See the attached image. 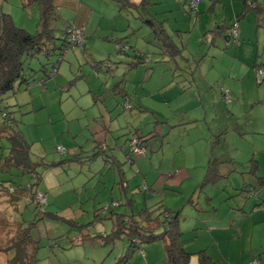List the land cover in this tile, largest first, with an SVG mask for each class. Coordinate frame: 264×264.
Masks as SVG:
<instances>
[{
    "label": "rangeland",
    "instance_id": "1",
    "mask_svg": "<svg viewBox=\"0 0 264 264\" xmlns=\"http://www.w3.org/2000/svg\"><path fill=\"white\" fill-rule=\"evenodd\" d=\"M192 1L195 4L189 8ZM147 2L146 6L155 20L163 21L166 29L172 33V41L180 49L176 54L177 60L187 63V56L190 57L191 67L188 69L192 72L187 70L195 77L193 84L189 88L188 85L182 86L180 81L185 80L183 75L187 73L180 75L175 72V79L179 81H175L178 83L175 86V99L169 95V88L164 85L172 75L164 71L165 63L162 61L156 66L154 73L150 69L153 62L159 59V54L152 53L156 49L154 34L132 13L121 10V15L119 3L115 0H54L57 17L53 25L59 28L64 21H69L76 30L81 29L85 37V53L68 50L56 73L45 84L22 85L18 92L8 94L3 99L2 104L10 103L14 109L18 107L20 110L16 116L21 119L25 138L31 144V157L39 162L37 173L40 181L37 189L46 195L47 200L40 208L29 197L22 196L14 205L12 198L0 191V246L5 243L8 230L14 233L19 223L27 226V222L31 221L33 224L29 225V230L34 242L30 249L33 251L36 248L34 251L39 264H113L123 255L126 240L104 243L99 235L94 236L100 231L109 234L112 220H98L88 228L85 226L96 218V212L104 214L109 211V204L117 203L114 205L117 212H137L141 207L163 200L165 206L177 207L182 211V220L188 232L186 225L191 223L195 210L188 203V198L204 177L203 167L208 161L205 160V152L225 160L218 165L221 175L227 174L230 169L248 168L252 156L258 161L257 173L264 175V75H259L257 67H252L256 60L264 63V29L256 26L254 11H247L238 20L242 32L239 46V42L232 38L228 45L221 40L223 49H214L205 42L203 31L220 21L233 25L242 9L241 0ZM0 5L20 27L34 30L38 18L35 7L24 9L21 0H0ZM117 45L125 47L120 46L118 50ZM208 49L211 51L205 57ZM139 52L146 54L145 61L128 70L127 61L139 60L140 57L134 56ZM147 52H151L150 55ZM108 57L120 61L118 67L110 72L98 71L106 80L102 82L85 60ZM31 65L36 70L40 66L36 59ZM240 65L239 75L229 77V71ZM124 76L125 80L122 81ZM120 80L123 89L129 91L126 101L120 98L122 103L117 104L111 98L101 96L98 90H106V84ZM223 88L230 91V99L222 95ZM118 91V87H113L110 96L115 97ZM109 101L113 103L110 110L107 108ZM201 102L206 108L207 117L200 110L195 111L197 107L202 108ZM177 104L181 106L175 109ZM194 104L196 106L193 107ZM179 109L182 112L175 117L187 122L172 127L168 134L159 133L164 135L163 140L157 136L152 140V145L156 149L157 140V143L163 144H158V150L163 151L162 147H168L167 156L171 154L177 160L186 159L190 167L196 164L197 168H192L191 175L185 179L171 183L155 178L159 172L150 166L154 159L148 146L146 154L132 151L133 161L119 148L116 149L108 126L114 128L117 122L121 124L128 120L133 125H154L162 131L165 127L163 118H169ZM175 117L169 119L168 123L175 121ZM202 117L205 120L190 119ZM0 124H3L2 120ZM209 125L220 130L225 128V131L218 137H211L206 131ZM215 138L218 142L214 143L212 140ZM4 142L0 140V145ZM102 143L107 145L106 148ZM58 147L65 148L66 154L60 153ZM73 150L82 151L79 155L84 162L63 161L71 158ZM101 151L118 153L114 164L124 171L122 182L116 173L113 174L116 170L114 167L106 174L108 167L103 163ZM88 156H93V159L90 160ZM201 165L203 167H198ZM166 166L167 160L164 159L159 168L164 170ZM228 174L225 179L232 184L241 180L238 172ZM4 178L13 179L22 186L33 180L30 175H18L14 170L11 173L0 171V179ZM222 178L204 186L196 198L199 207L206 204L203 202L209 192L213 189L217 192L214 184L221 187ZM171 188L176 190L172 191ZM128 195L134 197L132 206L127 204ZM224 196L225 193L218 190L213 204H218ZM228 201L231 202L232 198ZM241 229L238 236L233 235V230L225 235H217L219 240H214L212 233L207 231L193 242L194 239H186L183 246L185 248L190 243L199 242L203 246L189 245L190 250L207 247L214 252L215 256L211 257L217 260V264H246L251 258L245 263L238 262L247 260L259 250L260 264H264V222L255 223L252 232L249 220L245 219ZM84 234L86 238L79 240ZM164 257L163 242L155 241L143 245L131 257H127L128 260H121L118 264H162ZM196 262V257H193L191 264Z\"/></svg>",
    "mask_w": 264,
    "mask_h": 264
},
{
    "label": "trees",
    "instance_id": "2",
    "mask_svg": "<svg viewBox=\"0 0 264 264\" xmlns=\"http://www.w3.org/2000/svg\"><path fill=\"white\" fill-rule=\"evenodd\" d=\"M115 1L120 5L119 10L121 15L123 14L121 10H125L128 13H132L133 17L141 19L143 24L150 28V31L154 34V38L162 44L163 49L169 53L168 57L175 58V52H179L180 49L173 43L171 35L167 33L163 21H156L155 17L148 10L146 5H148L147 1L149 0H139L138 2H133V0ZM241 3L242 9L236 15L235 20V23H237V36L238 20L243 18L245 13L249 10L254 11L256 26L264 29V0H241ZM31 6L38 10V18L34 30H29L22 26L20 27L14 21L11 14L4 11L0 5V120H2L3 123L0 124V140H5L4 144L0 145V171L11 173L12 170H14L18 175L28 174L30 178L33 179L25 183L24 186L15 182L13 179H0V191L9 195L14 205L20 197L25 196L29 197L30 201L39 207L35 201L36 195L42 193L37 189V184L40 181L39 174L37 173V165L39 162L31 157V144L25 138L21 126V119L16 116V112L19 108L17 107L14 109V105L10 103L2 104V102L8 94H15L18 92L22 85L28 87L34 83L45 84L46 80L50 79L56 73L66 52L68 50H72L73 52L79 50L77 53H85V43L84 39L82 42L73 39V33L76 31V28H74L69 21H64L63 26L59 28L53 25V20L57 17V4L54 3V0H21L22 8L26 9ZM189 7H191L190 4ZM226 23L225 21L215 23L211 30L204 33L205 38L209 34L210 45H214L213 40L216 38L230 39L237 37L233 36L231 32V27L234 24L229 25L228 28V23ZM118 49L120 50V48ZM145 56L146 54H140L139 52L136 58L140 57V59L137 61H130L128 70L137 67V65L145 61ZM35 59L40 64L37 70L31 65V62ZM116 62L108 58L88 63L94 71L97 72V76L101 78L102 82H105L106 80L102 79L98 71L104 70L105 72H110L118 67V62L117 65ZM252 67H257V69L263 68L264 71L263 62H257L256 60ZM187 72L190 74L192 70H190V72L185 70V73ZM113 73L116 72L114 71ZM124 80L125 76L122 78V81ZM122 81H115L109 85L106 84V90L100 88L101 90L98 91L101 96L111 98V100L113 99L116 103L121 104L120 98L122 101H126L129 96V93L122 87ZM113 87H118L119 90L115 97L110 96ZM109 103L111 105L112 102L109 101ZM108 105L109 104H107V106ZM111 107L109 109H111ZM154 117L156 118V116ZM191 120L196 121L195 119ZM156 121H158V119H156ZM186 122L187 121L181 117L178 120L177 117H175V121L170 123V127L182 125ZM145 126L148 127L145 123L133 125L132 122H128L126 125L127 130L121 135L126 145H118L117 148L122 152L124 151L128 159L132 161L131 145H133V141H135V146L145 148L144 154L147 153L146 140L152 137L153 132L148 130L144 131L146 128ZM153 127L155 128L154 125ZM218 136L219 135H216V137ZM159 137H161L160 134ZM212 142H218V139L215 138ZM104 148H106V146H104ZM62 149L64 152H59L66 154L67 150L65 148ZM81 152L82 151H80V153ZM101 152L103 154V159L113 163L117 177H119L121 180L120 182H122L124 171L122 167L114 164L117 161L115 156L109 155L105 151ZM70 156L71 158H65L63 161L84 162L79 153H74ZM88 157L90 160L93 159V156ZM219 163L221 162L218 161L217 158L209 154L204 177L188 198V203L193 206L196 211L201 208L196 198L198 194L203 191L204 186L222 177L218 169ZM256 168L257 160L252 156L249 159V172L256 178L258 189H262L264 188V176H258ZM106 174H108V172ZM172 190L175 191L176 189ZM243 190H245L244 183L240 191ZM133 201L134 197L128 195L127 204L132 206ZM162 201L163 200L158 201L152 206L141 207L137 212L127 210L124 212H117L114 207L117 203H111L109 204V211H105L104 214L96 212V218L88 222L85 226L88 228L98 220H112L111 232L109 234L100 233L94 236L99 235L104 243L115 242L121 239L126 240L123 255L118 257L117 261L113 264H118L121 260L122 262L128 260L127 257H131L135 250L140 249L147 243L155 241H161L164 245L165 257L163 258L162 264H191L193 257H196V264H217L216 260L207 253L206 248L199 249L195 252L185 250L182 237L183 230L180 226L182 211L180 209L173 210L165 206ZM262 205H264V203H262ZM30 224H33V222L28 221L27 226H23L22 223H19L18 229H16L14 233L12 230H8V237L4 240L5 243L0 246V264H39L34 251L36 248H34L33 251L30 249L31 243L34 242L30 236ZM193 229L194 231L197 230L196 227ZM85 238L86 235L84 234L79 240ZM71 241L76 240L71 239ZM32 245L34 246V243ZM254 257L255 256L246 264H249ZM256 257L259 258L257 255Z\"/></svg>",
    "mask_w": 264,
    "mask_h": 264
},
{
    "label": "crops",
    "instance_id": "3",
    "mask_svg": "<svg viewBox=\"0 0 264 264\" xmlns=\"http://www.w3.org/2000/svg\"><path fill=\"white\" fill-rule=\"evenodd\" d=\"M138 1L139 0H133V2H138ZM159 3H161V2H158V4ZM191 7H192V5H191ZM118 8L120 9V5H119ZM105 10H106V8H105ZM194 10H196V7L194 8ZM227 25H228V28H229V24H227ZM212 28H213V26L210 27V28L205 29L203 31V36H204V33L206 31L211 30ZM240 28H241V23L238 24V36L235 38L239 42V43L237 42L238 44L236 43L237 46H239L240 43H242L240 38H239L242 35L241 30H239ZM133 31L135 32V30H133ZM173 31H177V30H173ZM178 31H180V30H178ZM167 33L169 35H171V38L173 40L172 33H170L168 30H167ZM258 34H259V32H258ZM153 39H154V45H155L156 49L152 53L153 54H155V53L159 54V59H156L153 62V64L151 65V68H150L151 72L154 73L155 71H157V69L155 67L160 65V63L162 61L165 63L164 71L167 74H169V72H171L172 77L169 78V82H167L164 85V87L169 88L168 89L169 95L173 99H175L174 98V96L176 95L175 94V92H176L175 89H177L175 86L178 85V83L175 82V81H178V79H175L174 74H175V72H177L178 74L183 75L185 73V70H187L189 67H191V61L189 59L190 57L187 56V59H186L187 63H182L181 61H178L176 56H175V58L168 57L169 53L165 49H163L162 44L160 42H158L154 38V36H153ZM209 39H210V36L208 34V36L205 38V42L207 41V43H209ZM230 39H232V38H230ZM230 39L216 38L215 40H213L214 45H211V47L214 48V49L215 48L216 49L217 48L223 49V47L221 45L222 44L221 40H225L226 41L225 42L226 45H228V43L230 42ZM241 39H244V38L242 37ZM226 45H225V47H226ZM117 46L119 48H120V46L121 47H125L124 45H117ZM122 51H120V52H122ZM210 51H211V49H208V50L205 51V54H204L205 57ZM124 53L126 54L127 51L125 50ZM150 53L151 52H147V54H149V55H150ZM175 54H178V52H175ZM135 55H137V54H134V56ZM108 58H103L101 60L108 59ZM85 61H88L90 63V62L98 61V60H93V59L87 60L86 59ZM112 61L119 62L120 60L112 59ZM117 62H116V65H117ZM127 62L129 63L130 61H127ZM234 62H237V61H234ZM240 68H241V65L235 67L232 70H230L229 73H228V76L231 77V78L234 75L238 76ZM188 70L190 71L191 69H188ZM183 79H185V80L184 81H180L182 86L188 85L187 88H189L193 84V81H194L195 77H194V75L192 76V74L190 75L187 72V74L183 75ZM218 82H219V80H218ZM223 89L225 91H227L228 99H230V91L227 88H223ZM164 90L165 89H163V91ZM125 91L127 93H129V91L126 88H125ZM194 93L197 94V92H195V90H194ZM224 94H225V92L223 91L222 95H224ZM112 102H115V101L112 99ZM112 104L113 103H111V105ZM111 105L107 106L108 110H110L109 108L111 107ZM201 105H202V108L197 107V109L195 111H199L200 110V112L204 113V115L207 117V114L205 113V109L206 108H205V106H204V104L202 102H201ZM180 106L181 105L177 104L175 109L180 108ZM194 106H196V104H194L193 107ZM144 109L147 110L146 107H144ZM181 112H182L181 109H179L178 111L177 110L175 111L174 115L168 116L169 118H163V121H164L163 123H165V127H164V130H162V131L157 130V128H154L153 126H150V127H146L145 126L146 128L144 129V131L148 130V131H152L153 132L152 133V137H150V138H148L146 140L147 141L146 144L149 147V149L152 151L151 156H152V159H154V163H152V164L150 163V166H151V168H156L157 169V171L159 173L157 175H155V178H160V181L163 179L165 182L166 181H171V183H177L179 180L185 179L187 176L191 175V169L192 168H197V167H195L196 164H195L194 167L187 166V164L185 162L186 159L182 158L181 160H177L176 156H172L171 154H169V156H167V154H168L167 153V148L168 147H162L163 151H160L161 149L158 150L157 147H159V145H163V144L157 143V140L155 142L156 143L155 144L156 145V149H154L155 146L152 145V140L157 139V136H159V133L160 134H162V133L168 134L170 132V129L172 127H170V124L168 123L169 119L174 118L175 116L178 115V113L181 114ZM110 113L112 114V110L110 111ZM112 117L113 116L111 115V118ZM118 117H119V115L117 116L116 119H118ZM156 119H158V118L156 117ZM190 119H195L196 121H198V120L204 119V117H202V118H190ZM125 120H126V118H125ZM128 122H129L128 120H126L125 123L123 122L121 124H119L117 122V125L114 128H111L110 126H108L109 133L114 138L113 140H115L114 145H115L116 149H117L118 145L121 146L122 144L124 145L126 143L124 138H123V136H121V135H123V133L127 130L126 129V125H127ZM135 125H137V124H135ZM173 127H176V126H173ZM221 129L223 131L220 130L218 127H213V126L209 125L208 128H206V131H207V134H209L211 137L212 136L214 137L216 135H220L221 133H223L225 131V128H221ZM214 134H216V135H214ZM153 135H155V136H153ZM163 137H164V135H161V137H160L161 140H163L162 139ZM102 146H107V145L102 143ZM111 147L112 146H110V149H111ZM72 152L80 153L79 151L75 152L74 150ZM177 152H178V150L176 151V153ZM158 153H160L161 155L158 154ZM205 153H207L206 154V158H205V160H206L209 157V155H208L209 152H205ZM205 153H204V156H205ZM109 155L115 156V158L119 156L118 153L115 155L113 152H110ZM156 156H158V157H156ZM164 159L167 160V166H166V168L164 170H160L159 167H160V165H162ZM102 160H103V163H104L105 167H108V171L107 172L109 173L110 169L112 167H114L113 163H111V161L109 162V161H107V160H105L103 158H102ZM112 160H114V159H112ZM218 161H220L221 163L225 162V160H223V159L220 160L219 158H218ZM198 167H203V166L201 165V166H198ZM203 168L206 169V166H204ZM229 172H231V173L232 172H238L241 175V180L239 182H235V184H232L231 181L229 182V180L225 179L227 176L230 175V174H228ZM229 172L227 174H225V175L222 174L223 184L221 185L220 188L218 187L217 184H214L216 186L217 192H218V190H222L225 193V196H224L223 200H220L218 202V204H213L214 199L217 196V192L214 191V189L211 192H209V194H207L206 200L203 202V203H206V204L204 206H201V208H200L201 211L200 210H197L198 212L196 210L193 211L192 221H191V223L189 225H186V227L187 226L189 227L188 232H186V229L184 227L185 222L182 220V217H183L184 214L182 213L180 226H181V229L183 230V236H182L183 237V245H184V242H185L186 239H188V238L194 239V240H192V242H193V241H195L196 238L201 237L207 231H210L212 233L214 240H219V237H217V235H219V236L221 234L225 235V234H227V232H230L232 230H233V235L238 236V232L242 230L241 229V225H242V223L244 222L245 219L249 220V222L251 224V231L252 232H254L255 223L264 222V205H262V203H264V188L258 189V185H257L258 182H257V180H256V178L254 176H252V175L250 176L249 167L246 168V169H241V170H237V168L236 169L234 168L232 170L230 169ZM114 173H116V170L113 171V174ZM257 175L258 176H264V175L258 174V173H257ZM199 179H202V177L199 176ZM243 183L245 184V190L240 191ZM113 187L114 186H112V189H113ZM172 189H175V188H171V190ZM255 190H256V193H255ZM172 191H174V190H172ZM229 198H232L231 202L228 201ZM221 204H223V207H222ZM168 207L173 209V210H179V208H177V207H172V206H168ZM195 227L197 228L196 231H194V229H193ZM98 233H101V231L98 232ZM98 233H96V234H98ZM189 245L201 246L202 244L197 242V243H192V244L190 243V244L185 246L187 251L195 252L197 250H195V251L194 250H190V246ZM206 250H207V253L210 256H212V257L215 256L214 252L209 251L207 247H206ZM254 255L259 256L258 259L260 260V257H261L260 255L261 254H260L259 250H257L254 254L252 253V255L250 257H248L247 260L244 261V260L241 259L240 262H238V263H245L250 258H252ZM214 260H216V259H214ZM216 262H217V260H216ZM260 263H261V260H260Z\"/></svg>",
    "mask_w": 264,
    "mask_h": 264
},
{
    "label": "built area",
    "instance_id": "4",
    "mask_svg": "<svg viewBox=\"0 0 264 264\" xmlns=\"http://www.w3.org/2000/svg\"><path fill=\"white\" fill-rule=\"evenodd\" d=\"M194 4H195V2L192 1L191 2L192 7L194 6ZM231 32H232L233 36H237V23H234V25L231 27ZM73 39L78 41V42H82V40L84 39V34H83L81 29H78V30H76L73 33ZM263 72H264L263 69H258V74L259 75H263ZM224 92H225L226 99H228L227 91L224 90ZM134 142L135 141H133V145H131V150L136 152L137 154H144L145 153V148L144 147L135 146ZM58 150L60 152H64L62 147H58ZM46 200H47V197H46L45 194L38 193L36 195L35 201H36V204L40 208H42V206L45 204ZM249 264H260V262H259L258 258L255 256Z\"/></svg>",
    "mask_w": 264,
    "mask_h": 264
}]
</instances>
